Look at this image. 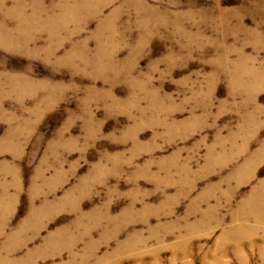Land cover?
I'll return each instance as SVG.
<instances>
[{
	"label": "rangeland",
	"instance_id": "rangeland-1",
	"mask_svg": "<svg viewBox=\"0 0 264 264\" xmlns=\"http://www.w3.org/2000/svg\"><path fill=\"white\" fill-rule=\"evenodd\" d=\"M0 264H264V0H0Z\"/></svg>",
	"mask_w": 264,
	"mask_h": 264
},
{
	"label": "bare ground",
	"instance_id": "bare-ground-1",
	"mask_svg": "<svg viewBox=\"0 0 264 264\" xmlns=\"http://www.w3.org/2000/svg\"><path fill=\"white\" fill-rule=\"evenodd\" d=\"M5 32H6V31H5ZM53 33H54V32H53ZM4 34H6V33H4ZM59 35H60V34H59ZM5 38H6V39L3 40L4 42H5V41H8L7 39H10V38H9V35L5 36ZM10 40H11V39H10ZM10 40H9V41H10ZM1 41H2V40H1ZM11 41H12V40H11ZM29 41H30V40H26V41H24V46H25V45L28 46L27 43H28ZM10 43H11V42H10ZM12 43H13V42H12ZM6 45H7V44H6ZM26 46H25V47H26ZM262 148H263V147H262ZM256 196H257V195H256ZM261 197H262V196H261ZM258 200H259V199H258ZM261 200H262V199H261ZM261 200H260V201H261ZM247 201H248V200H247ZM252 201H253V200H252ZM248 203H249V202H248ZM251 203H252V202H251ZM261 203H262V202H261ZM256 204H257V203H256ZM247 205H249V204H247ZM252 205H253V204L249 205L248 209H246V211H245V209H244V211H245V212H249V211H250V212H253V211H256V209H255V210H251V209H250V208H252ZM257 205H258V204H257ZM255 206H256V205H255ZM257 207H258V206H257ZM259 210H261V209L258 208V215L260 214ZM240 211H241V210H240ZM261 214H262V213H261ZM254 215H255V214H254ZM254 215H253V216H254ZM259 218H260V217H259ZM250 230H251V229H250ZM244 232H245V230H244ZM244 232H243V233H244ZM246 233H247V232H246ZM252 234H253V233H252Z\"/></svg>",
	"mask_w": 264,
	"mask_h": 264
}]
</instances>
